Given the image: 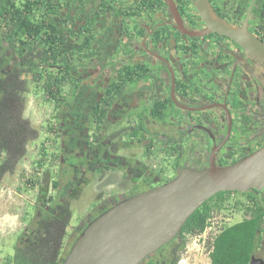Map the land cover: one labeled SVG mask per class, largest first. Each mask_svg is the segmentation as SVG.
I'll return each instance as SVG.
<instances>
[{"label":"flooded vegetation","instance_id":"af4514ba","mask_svg":"<svg viewBox=\"0 0 264 264\" xmlns=\"http://www.w3.org/2000/svg\"><path fill=\"white\" fill-rule=\"evenodd\" d=\"M173 2L187 32L205 28L193 0ZM209 2L228 24H246L261 41L264 0ZM16 9L29 11L34 24L45 19L56 26L58 64L39 63L38 37L17 31ZM177 27L168 0H0V80L23 74L27 56L33 62L28 79L71 81L72 103L65 108L73 109L77 96L87 98L88 106L75 126V114L60 120L68 135L60 161L70 174L80 173L79 183L89 176L127 185L130 197L167 183L184 168L205 169L212 158L217 167L228 166L264 146V70L258 61L227 37H192ZM86 28L94 36L89 43ZM99 105L106 114L98 129ZM126 144L140 145L141 153L126 156ZM123 199L115 193L103 199V207Z\"/></svg>","mask_w":264,"mask_h":264},{"label":"rangeland","instance_id":"374dc122","mask_svg":"<svg viewBox=\"0 0 264 264\" xmlns=\"http://www.w3.org/2000/svg\"><path fill=\"white\" fill-rule=\"evenodd\" d=\"M84 79L79 78L77 81L80 83ZM86 86L90 90V85ZM28 87L25 116L39 131V137L28 145L27 154L15 173L0 181V264H4L6 258L13 255L15 245L30 242L34 238L39 230V217H47L59 204L68 203L72 218L64 238V259L75 237L74 228L79 225L86 226L94 219L104 209L103 199L110 198L115 193L126 198L130 191L127 185L119 188L111 182H98L96 178L90 181L89 176L86 179L89 183H79L80 173L70 174V169L60 161L65 158L61 143L68 142V135H64L65 125L60 127V120L63 123L68 114H75V121L70 122L73 127L78 119L80 121L84 118L88 106L87 98L80 99L77 96L74 98L73 109L65 108L72 103L71 93L75 88L72 82L64 83L61 80L55 85L42 76L29 78ZM80 90L81 87L75 91ZM48 91L53 92L56 98H49ZM141 151L140 145L134 149L126 144L122 153L126 156H137ZM73 176L77 180L69 184L67 180ZM55 182L58 187L54 186ZM225 197V205L212 213L205 231L187 237L179 264H210L209 252L213 236L223 226L242 220L243 210L235 206V202L246 201L247 198L238 194ZM255 256L262 258L264 247L257 249Z\"/></svg>","mask_w":264,"mask_h":264},{"label":"water","instance_id":"95a60500","mask_svg":"<svg viewBox=\"0 0 264 264\" xmlns=\"http://www.w3.org/2000/svg\"><path fill=\"white\" fill-rule=\"evenodd\" d=\"M168 7L184 35L227 37L264 70V45L246 24L234 27L209 0H193L205 28L189 33L173 0ZM250 189H264V146L228 166L217 167L212 158L205 169L184 168L167 183L117 202L85 226L61 264H140L175 239L191 214L215 194ZM250 264H264V259L253 255Z\"/></svg>","mask_w":264,"mask_h":264},{"label":"trees","instance_id":"16d2710c","mask_svg":"<svg viewBox=\"0 0 264 264\" xmlns=\"http://www.w3.org/2000/svg\"><path fill=\"white\" fill-rule=\"evenodd\" d=\"M6 8L4 6L3 10ZM26 8L30 11L29 6ZM29 11L24 10L19 14L16 9L14 12V18H18L17 31L28 35L29 38L32 34L38 37L40 44L38 59L42 66L58 64V52L61 47L56 26L45 19L34 24ZM263 28L264 22L261 31ZM87 30L86 28L85 31ZM87 32L90 35L87 38L89 43L94 36L90 31ZM31 50L28 53L30 56ZM21 63L23 74L12 72L0 80V181L5 176L15 173L17 166L27 154L28 145L39 137V131L25 116L29 89L26 73L32 71L33 62L31 58L25 56ZM47 95L49 98H56L51 91H48ZM108 95L111 96V93ZM105 114L106 110L100 105L94 111L98 129ZM54 186L58 187L57 182ZM230 194L247 198L246 201L235 202V206L243 210L244 217L237 223L223 226L213 236L209 252L210 264H250L257 249L264 247V190L250 189L245 193L228 191L215 194L191 214L175 239L146 257L140 264H179L187 237L203 233L212 213L223 208L227 199L225 196ZM109 207H105L104 210ZM71 218L68 203L59 204L47 217H39V230L34 238L30 242L15 245L13 255L8 256L4 264H61L64 238ZM84 228L83 225L74 228L75 237L72 244ZM262 258L264 259V256Z\"/></svg>","mask_w":264,"mask_h":264},{"label":"built area","instance_id":"2783aa9c","mask_svg":"<svg viewBox=\"0 0 264 264\" xmlns=\"http://www.w3.org/2000/svg\"><path fill=\"white\" fill-rule=\"evenodd\" d=\"M260 36H261V42H262L263 45H264V28H263V30L261 31Z\"/></svg>","mask_w":264,"mask_h":264}]
</instances>
